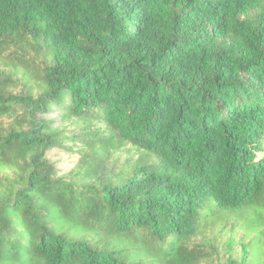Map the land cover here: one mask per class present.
Segmentation results:
<instances>
[{"label":"trees","instance_id":"1","mask_svg":"<svg viewBox=\"0 0 264 264\" xmlns=\"http://www.w3.org/2000/svg\"><path fill=\"white\" fill-rule=\"evenodd\" d=\"M0 264H264V0H0Z\"/></svg>","mask_w":264,"mask_h":264}]
</instances>
